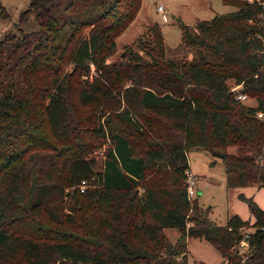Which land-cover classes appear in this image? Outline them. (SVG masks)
I'll return each instance as SVG.
<instances>
[{
    "label": "trees",
    "instance_id": "obj_1",
    "mask_svg": "<svg viewBox=\"0 0 264 264\" xmlns=\"http://www.w3.org/2000/svg\"><path fill=\"white\" fill-rule=\"evenodd\" d=\"M223 1L236 10L183 28L190 59L167 58L154 23L106 62L142 0H30L20 21L37 28L2 33L0 264H186L187 237L219 264H264L259 206L239 194L253 220L217 224L186 191L195 147L220 158L228 186L264 187L261 7ZM241 226L252 231L239 255ZM165 228L178 229L174 242Z\"/></svg>",
    "mask_w": 264,
    "mask_h": 264
},
{
    "label": "rangeland",
    "instance_id": "obj_2",
    "mask_svg": "<svg viewBox=\"0 0 264 264\" xmlns=\"http://www.w3.org/2000/svg\"><path fill=\"white\" fill-rule=\"evenodd\" d=\"M29 2L30 0H0V11L3 10L2 12L6 14V16L0 14V38L7 30L26 32L37 28L36 20L32 15L27 20L20 21V14L28 7ZM159 5H162L167 21L162 20L161 13L157 9ZM235 10V4L223 0H142L135 18L115 39L116 52L109 56L106 62H115L124 46L133 44L137 37L150 36L148 26L154 23H157L162 30L167 58L190 59L194 46L191 43L184 44L183 28L188 26L193 30L196 23L200 21L210 20L216 15L227 14ZM91 68L93 70V66ZM227 82L230 89L235 86L232 80ZM253 102L251 98L243 101L247 105ZM99 143H96V148L89 153L90 158L95 159V170L102 167L104 150L107 145L105 142ZM226 151L233 152L234 148L228 146ZM187 155L190 171L197 174L194 180L195 192L190 199L196 200L209 219L222 224L233 214L243 219L246 218L249 214L247 203L238 197L239 194L250 198L259 206L251 194L245 193L248 189H254L251 185L228 186L226 184L220 158L197 147L190 149ZM78 187L82 190L84 186ZM165 234L173 240L175 236H179V231L177 228H165ZM182 256L186 258V264H219L224 260L209 242L195 237H190L189 240L186 238L184 252L178 258L181 260Z\"/></svg>",
    "mask_w": 264,
    "mask_h": 264
},
{
    "label": "built area",
    "instance_id": "obj_3",
    "mask_svg": "<svg viewBox=\"0 0 264 264\" xmlns=\"http://www.w3.org/2000/svg\"><path fill=\"white\" fill-rule=\"evenodd\" d=\"M248 1H250V0H248ZM256 1L259 4V6L261 7V12L259 14V17H260L262 23H264V0H256ZM157 9L161 13L162 20L163 21H167V15L163 12L162 5H159L157 7ZM237 86L238 85H235L230 90L237 91V89H236ZM235 97L238 100H240V101H244V100L249 99L248 96H246L244 93H241L240 91H237L235 93ZM254 115H255V117L257 119H260V120L264 121V108H262L261 110L255 111ZM185 174H186V179H185V181H186V191H187L188 197H190L195 192V188H194L195 177L191 174L189 169L185 170ZM238 231L240 233V238L236 242V244L234 245V250L236 251L237 254L242 255V253H244L246 251V249H247V239H248V236H249V232L252 231V227L241 226V227L238 228Z\"/></svg>",
    "mask_w": 264,
    "mask_h": 264
},
{
    "label": "crops",
    "instance_id": "obj_4",
    "mask_svg": "<svg viewBox=\"0 0 264 264\" xmlns=\"http://www.w3.org/2000/svg\"><path fill=\"white\" fill-rule=\"evenodd\" d=\"M174 16V15H173ZM237 88H239V86H237ZM189 170H190V167H189ZM191 172V171H190ZM191 174L195 177V179L197 178V174H194L193 172H191ZM254 189H248V191L246 192L245 191V193H247V194H251L253 197H254V199L258 202V204H259V206H260V208L264 211V187H258L257 188V186H253V185H251ZM233 215H235V214H233ZM232 216V215H231ZM230 217V216H229ZM240 219H242V220H247V221H249V222H251L252 220H253V218H252V216H251V214L249 213L248 214V216L246 217V218H241V217H239ZM218 224H221V223H218ZM222 224H224V223H222ZM164 232H165V229H164ZM177 237L178 236H175L174 238H173V240L172 239H170L171 241H175L176 239H177ZM189 238L190 237H187V240H189ZM197 239H199V238H197Z\"/></svg>",
    "mask_w": 264,
    "mask_h": 264
}]
</instances>
